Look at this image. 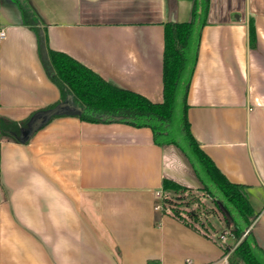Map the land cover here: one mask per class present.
<instances>
[{"label": "crops", "instance_id": "obj_1", "mask_svg": "<svg viewBox=\"0 0 264 264\" xmlns=\"http://www.w3.org/2000/svg\"><path fill=\"white\" fill-rule=\"evenodd\" d=\"M191 10V0H0V117L22 122L60 100L34 28L50 50L161 103L164 25ZM186 102L200 148L244 186L264 252V0H209ZM163 180L200 187L147 128L63 113L25 143L0 137V264H222L221 222L206 216L204 233L164 213ZM231 252L228 264H243Z\"/></svg>", "mask_w": 264, "mask_h": 264}, {"label": "trees", "instance_id": "obj_2", "mask_svg": "<svg viewBox=\"0 0 264 264\" xmlns=\"http://www.w3.org/2000/svg\"><path fill=\"white\" fill-rule=\"evenodd\" d=\"M191 1V18L188 22L164 25L161 103H152L137 93L121 89L68 55L50 50L45 33L34 28L41 64L60 93V100L42 111L54 108L70 94L83 109L79 115L81 121L147 128L152 133L155 145L177 148L200 183V187L194 191L209 201L210 214L223 222L224 230L233 238L234 248L225 247L224 251L233 248L231 255L243 264H264V252L257 246L250 231L256 214L247 200L244 186L230 182L203 152L191 133L186 98L209 0ZM22 17L26 24L36 23L30 12L23 11ZM249 38L252 43V24L249 25ZM58 116H52L46 124ZM29 120L14 122L0 117V137L17 140L21 128ZM162 190L164 213L195 230L207 232L199 214L193 210L181 212L179 209V204L184 203V195L193 192L192 189L163 180Z\"/></svg>", "mask_w": 264, "mask_h": 264}, {"label": "water", "instance_id": "obj_3", "mask_svg": "<svg viewBox=\"0 0 264 264\" xmlns=\"http://www.w3.org/2000/svg\"><path fill=\"white\" fill-rule=\"evenodd\" d=\"M83 112L82 107L77 104L72 96L69 94L65 97V99L59 102L54 108L46 111H41L34 114L25 127L21 128L19 136L17 140L20 143H25L29 140V138L43 125L47 123V121L55 115H61L63 113H76L80 115Z\"/></svg>", "mask_w": 264, "mask_h": 264}, {"label": "rangeland", "instance_id": "obj_4", "mask_svg": "<svg viewBox=\"0 0 264 264\" xmlns=\"http://www.w3.org/2000/svg\"><path fill=\"white\" fill-rule=\"evenodd\" d=\"M184 197H185L184 203L179 204L180 211L181 212H183V211L185 212L187 210L195 211L197 214L200 215L202 221H203V219L205 220V223L207 225L208 223H207V220L205 217L207 216V217L211 218L213 216L210 214L211 205H210L209 201L207 199L201 197V195L197 194L195 191H193L191 193H186L184 195ZM211 219H213V217ZM218 220L221 222V225L224 228L223 222L220 219H218ZM215 221H216V219H215ZM207 228L211 229L212 227L208 225L206 227V229ZM221 235H226V237L229 238L228 231H226L224 229H223V232H221L219 236H221ZM226 246L229 248L234 247L233 245L231 246V244H230V246H228V244H226Z\"/></svg>", "mask_w": 264, "mask_h": 264}, {"label": "built area", "instance_id": "obj_5", "mask_svg": "<svg viewBox=\"0 0 264 264\" xmlns=\"http://www.w3.org/2000/svg\"><path fill=\"white\" fill-rule=\"evenodd\" d=\"M4 37H5V31L3 29H0V40H2ZM226 239H227L226 235L219 236V241L221 242V245L223 246V248L227 247ZM233 248L230 249L228 252H224L222 264H228L229 254L233 250Z\"/></svg>", "mask_w": 264, "mask_h": 264}]
</instances>
